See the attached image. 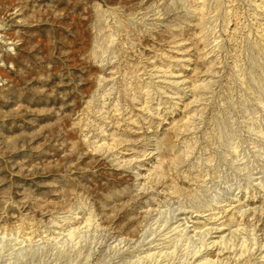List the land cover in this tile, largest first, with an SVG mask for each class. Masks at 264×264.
Here are the masks:
<instances>
[{
  "label": "rangeland",
  "instance_id": "374dc122",
  "mask_svg": "<svg viewBox=\"0 0 264 264\" xmlns=\"http://www.w3.org/2000/svg\"><path fill=\"white\" fill-rule=\"evenodd\" d=\"M0 264H264V0H0Z\"/></svg>",
  "mask_w": 264,
  "mask_h": 264
}]
</instances>
